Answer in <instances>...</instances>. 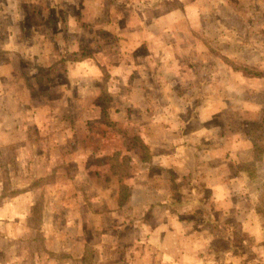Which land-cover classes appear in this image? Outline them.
Masks as SVG:
<instances>
[{"label": "crops", "instance_id": "obj_1", "mask_svg": "<svg viewBox=\"0 0 264 264\" xmlns=\"http://www.w3.org/2000/svg\"><path fill=\"white\" fill-rule=\"evenodd\" d=\"M22 3L8 23L0 18V264H264V222L242 170L240 133L229 142L206 128L195 138L190 127L260 109L223 96L230 89L223 78L239 82L241 71L219 69L230 58L208 39L210 9L199 0L172 4L148 24H127L118 52L94 53L92 40L86 54L82 21L100 7L79 0L81 11L75 0H50L34 4L39 22L28 25ZM220 8L211 10L215 27L225 26ZM157 44L187 45L188 71L199 64L200 75L214 59L222 86L209 81L192 98L181 84L179 102L167 99L176 76L165 77L148 55ZM142 47L144 56L134 53ZM183 66L175 85L187 74ZM123 93L136 95L125 113ZM133 125L138 132L129 135Z\"/></svg>", "mask_w": 264, "mask_h": 264}, {"label": "rangeland", "instance_id": "obj_2", "mask_svg": "<svg viewBox=\"0 0 264 264\" xmlns=\"http://www.w3.org/2000/svg\"><path fill=\"white\" fill-rule=\"evenodd\" d=\"M17 1L19 0H0V18L1 22L5 20V23H8L10 20V16L12 12L17 11ZM24 3L22 7H20L21 13L23 15L24 21L29 24H36L39 22V18L36 15H32L31 11L36 8L34 4H38V8H40V4L49 3L50 0H20ZM65 4V0H60ZM76 4L79 6V9L82 11V4L78 3L79 0H75ZM82 2V0H80ZM85 2H93L92 7L100 9L90 8V14L88 21H82L86 24L85 36H82V52L85 51L86 54L94 50V53L98 51L102 52H118L121 46L118 44L122 42L126 38V25H140V21L148 24L152 18H156L160 15L163 10L168 9L170 6L175 5V7L186 6L194 0H176L168 1V0H84ZM203 5L210 9V14L208 15V39L211 40V43L214 45H219L221 47V51L224 55L229 56L230 59L224 62L225 65L219 61V69L232 67L233 69H238L241 71V76L239 78V82L236 81L232 83V76H226L223 80H226V84L230 85L229 92L223 94L228 100L233 99V103L241 102V106H246L247 103H254L253 105H257L260 109L254 110L251 106V109L248 111H237L232 113V111H226L219 117L211 119L206 123L197 122L195 119L193 123L190 124V127L197 130L199 133H196L194 137L199 138L202 136L201 133H207L209 130H219L220 135H226L230 137L229 142L232 141V136L240 133L241 147L238 151L244 150L245 154L243 156L246 162L242 163V170L246 173L248 177V182L250 184L249 195L254 201L257 203V210L259 211V215L261 216L262 221L264 222V30H259V26L264 24V0H199ZM173 4V5H172ZM198 4V3H197ZM127 5V6H126ZM126 6V7H125ZM159 6H163V9H156ZM204 6V7H205ZM219 8L223 6L227 13L222 12L220 15H216L225 23V26L221 24V27L214 26V13L211 12L213 8ZM230 11V12H229ZM236 12V13H235ZM244 12V14H243ZM78 13L76 10L75 15ZM242 13L241 15H239ZM239 20H238V19ZM52 19V17H51ZM112 22V23H111ZM141 22V24H142ZM93 24H99L100 27L97 29L86 28L91 27ZM110 24L112 27H110ZM104 25V26H103ZM233 27V28H232ZM143 28V27H142ZM131 32H135L133 29H128ZM94 33H93V32ZM127 31V32H129ZM90 33V34H89ZM94 40V49H88V41ZM246 41H249L250 44H256L246 46ZM188 46L184 47V51L180 50L176 47H168L157 44L156 46L149 47L148 55L153 54L156 59L155 66L158 67L159 71H163L168 79H171L173 83L171 94L167 97V99L174 100V102H179L177 96L181 95L183 92H177L182 85L184 87H189L192 98H196L200 95V92L203 94L206 92V84L210 81L213 85H221L223 81H216L218 76L214 73V71L218 70V62L214 61V59H210L207 76L200 75V72L204 73V70H200L199 64H197L198 68L196 71H199V76L195 77L196 71H188V66L186 64V58L188 55L187 50H185ZM143 49H137L134 51L136 54L145 55ZM212 48V53H218L220 51L219 47L210 46ZM109 50V51H108ZM80 55H82L81 50L79 51ZM222 53V54H223ZM135 56V55H133ZM213 58H217V55H212ZM146 56L144 58V61ZM184 59V60H183ZM96 60V64L100 65V61ZM134 58L132 59L131 65L134 64ZM143 61V60H142ZM154 61V63H155ZM159 61V62H158ZM183 61V69L187 71L185 73L183 80L179 79L177 85L175 82L177 81L179 62ZM195 63V61L193 62ZM212 65V66H211ZM193 66V65H192ZM211 66V69H210ZM98 67V66H97ZM110 69V68H109ZM112 70V69H111ZM126 71V70H124ZM131 72L128 69V73ZM208 79V80H207ZM181 82V83H180ZM215 82V83H214ZM182 84V85H181ZM190 84H192L190 86ZM201 85H205L202 87L200 91ZM235 85V86H233ZM222 86V85H221ZM175 88V89H174ZM117 89L114 87L111 88L112 94L117 95L118 93H113ZM200 91V92H199ZM151 99H154L156 95L153 93H146ZM133 96L130 93H123L122 97L125 98V101L129 103L123 109V113L127 112L131 108V102L133 100ZM114 96L108 97L105 96L106 100L114 101ZM181 97H179L180 99ZM188 98V96H187ZM182 99V98H181ZM186 99V97H184ZM235 100V101H234ZM122 100L118 99V102ZM248 106V105H247ZM113 107L120 108V105L113 104ZM126 109V110H125ZM119 111V109H118ZM238 114V115H237ZM240 118V119H239ZM171 130L167 133L170 139L175 138V131H172V125L167 124ZM86 127H89L87 125ZM117 126L109 125L108 132L110 137L116 136V128ZM218 127V129H216ZM200 128V129H197ZM88 130V128H86ZM128 133L137 134V127L133 125L129 127ZM175 130V129H173ZM89 131V130H88ZM157 131L164 132V128L157 127ZM120 134V131L119 133ZM154 133L152 132V137ZM147 136V135H146ZM162 136V135H161ZM148 139V136H147ZM223 146L225 145L224 140L222 141ZM216 145V142L214 143ZM130 147H137L140 152L142 149L135 142L134 139L129 140ZM222 145V144H221ZM217 146H220L217 145ZM8 158L6 157L5 160ZM16 166H14L15 168ZM264 228V224H263Z\"/></svg>", "mask_w": 264, "mask_h": 264}]
</instances>
